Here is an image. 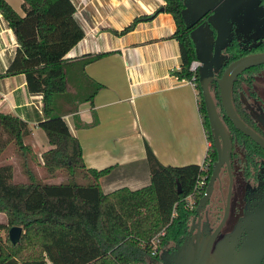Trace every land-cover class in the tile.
<instances>
[{
    "label": "trees",
    "instance_id": "trees-1",
    "mask_svg": "<svg viewBox=\"0 0 264 264\" xmlns=\"http://www.w3.org/2000/svg\"><path fill=\"white\" fill-rule=\"evenodd\" d=\"M182 6L183 0H164L162 10L170 13L175 23L172 36L177 41L180 64L173 73L189 78L188 64L195 56L188 35L190 26L181 18ZM20 8L21 14L0 0V14L15 40L13 55L0 77L23 73L27 91L40 95L43 118L37 126L49 147L40 152L38 174L31 165L36 154L23 141L30 133L27 123L14 114L0 112V154L6 149L15 153L25 175L23 180H15L12 164L0 162V212L8 225L21 226L15 243L7 234L0 239V264H158V251L181 233L190 216L183 198L192 190L199 164H162L145 145L149 182L136 189L122 186L103 192L98 178L110 166L95 169L84 165L78 139L52 106L55 96L67 93L63 55L83 35L75 6L71 0H21ZM137 20L112 31L123 33ZM101 54L86 57L79 65ZM98 87L93 86L84 99L90 100ZM194 87L209 141L202 161L209 176L215 150L197 78ZM208 88L212 98L215 94L219 99L214 80ZM59 174L66 179L47 180Z\"/></svg>",
    "mask_w": 264,
    "mask_h": 264
},
{
    "label": "crops",
    "instance_id": "crops-1",
    "mask_svg": "<svg viewBox=\"0 0 264 264\" xmlns=\"http://www.w3.org/2000/svg\"><path fill=\"white\" fill-rule=\"evenodd\" d=\"M6 1L22 13L21 0ZM71 1L83 35L63 55L66 77L78 73L99 87L90 100L68 103L60 96L59 113L80 143L84 165L110 166L98 178L101 190L136 189L149 182L145 145L162 164L202 163L209 142L194 85L173 73L180 58L172 36L174 20L161 9L164 0ZM136 17L125 32L112 31L121 30ZM14 48L12 31L0 14V73ZM97 53L102 54L79 65ZM0 112L27 123L30 133L23 141L34 147L32 135H42L37 126L43 118L41 101L39 94L27 91L23 73L0 77ZM48 147L45 140L36 156L40 158Z\"/></svg>",
    "mask_w": 264,
    "mask_h": 264
},
{
    "label": "water",
    "instance_id": "water-1",
    "mask_svg": "<svg viewBox=\"0 0 264 264\" xmlns=\"http://www.w3.org/2000/svg\"><path fill=\"white\" fill-rule=\"evenodd\" d=\"M239 5V0H222L219 2L217 0H183V6L180 9L181 18L186 26H191L199 15L212 10L206 17L207 23H200L192 27L188 31V35L193 44L194 56L200 61V65L197 68V82L209 123L215 159L211 163V171L204 192L198 197L191 210L192 215L188 227V232H191L194 228V233L198 236L204 230V226H207L208 231L206 233L209 237L206 239V246L204 247L205 243H201L200 246L195 247L197 238L189 241L188 247L182 249L184 257L178 258L176 264H207L206 262L209 260H215L216 264H257L264 252V202L258 203L252 210H247L245 205L243 214L234 223L232 229L217 239L210 251L213 237L224 223L228 214L231 185V171L228 162L230 143L226 128L218 115L208 88L210 80L215 79L218 84V97L225 116L240 132L264 150V138L241 120L235 112L230 98V89L234 78L242 70L264 63V52L241 55L228 62L219 77L214 78L213 76V72L217 70L221 61L218 56V50L225 44L229 36L226 17L229 13L238 10ZM213 20L217 31L215 39H212L211 30L208 26V22L212 23ZM217 41H220L221 45L214 47L212 55L211 45L213 42L217 43ZM223 163L226 166L228 176L227 191L223 200L221 217L211 231V225L205 215L204 219L201 220V214L214 182L219 181V168ZM178 187L177 183V191L179 190ZM242 230H245L246 233L242 240L239 241L238 238ZM20 233L21 226L19 225H11L7 229V237L11 243H15L18 240ZM237 244H239V247H236ZM167 252L165 248L160 249L158 258L162 263Z\"/></svg>",
    "mask_w": 264,
    "mask_h": 264
},
{
    "label": "flooded vegetation",
    "instance_id": "flooded-vegetation-1",
    "mask_svg": "<svg viewBox=\"0 0 264 264\" xmlns=\"http://www.w3.org/2000/svg\"><path fill=\"white\" fill-rule=\"evenodd\" d=\"M219 1L222 0H217V2ZM239 1L238 10L229 13L226 17L229 36L225 44L218 50L221 61L217 70L213 72L214 78L220 76L223 68L231 60L248 53L264 52V0ZM211 12L212 10H208L199 15L190 26V29L200 23H207L206 17ZM208 26L211 30L212 39H215L217 31L214 20L212 23L208 22ZM220 45V41L212 43V55L214 47ZM212 80L215 81L218 90L216 80ZM230 98L233 108L241 120L264 138V63L248 67L237 74L231 84ZM213 99L229 138L228 162L231 171V185L228 214L213 237L210 251L214 242L232 229L234 223L243 214L245 205L247 210H252L258 203L264 202V150L229 121L221 108L220 100L215 98V94ZM227 182L226 166L223 163L219 168V181L214 182L201 214V220L204 219L205 215L212 227L211 231L221 217ZM191 215L192 211L181 228V233L163 247L168 252L164 255L165 260L163 263L158 258V264H176L178 258L184 257L182 249H186L189 241L196 238L197 244H195V247L200 246L201 243H205L204 247L206 246V239L209 237L206 233L208 231L206 225L198 236L194 233V228L191 232H188ZM245 233L246 231L242 230L238 238L239 241L242 240ZM236 247H239V244ZM159 252L160 250L158 254ZM206 263L216 264L215 260H209ZM257 264H264V252Z\"/></svg>",
    "mask_w": 264,
    "mask_h": 264
},
{
    "label": "rangeland",
    "instance_id": "rangeland-1",
    "mask_svg": "<svg viewBox=\"0 0 264 264\" xmlns=\"http://www.w3.org/2000/svg\"><path fill=\"white\" fill-rule=\"evenodd\" d=\"M67 68V66H65ZM66 84H67V93L63 96H61V100L68 101V103H75L76 101L86 97L92 90L93 84L89 82L85 77L82 78V76H78V73L76 77L70 78L69 76L66 77ZM60 96H55L53 100V111L54 113H59L62 109V102L60 100ZM41 130V129H40ZM42 131V130H41ZM35 140V146L31 148L33 149V152L36 154L39 150H41L45 144V136L42 131L41 137L39 135H32ZM45 139V140H44ZM25 141L30 142L29 139H26ZM209 142V141H208ZM8 154L6 157H3L4 154ZM39 154L36 156V160L38 161V164H36V160L31 163L32 168L34 171L38 174H40V168L39 165L41 163L40 158L38 157ZM0 162H10L12 164L13 169V178L15 180H23L25 178V175L23 173V167L21 160L17 157L15 153H13L10 149H6L4 153L0 154ZM222 181H223V176ZM66 179V176L59 174L58 176L52 177L47 179L48 181H58V180H64ZM17 225V224H14ZM11 225H8L6 222L5 215L0 212V239H5L7 234V229ZM20 226V225H19Z\"/></svg>",
    "mask_w": 264,
    "mask_h": 264
},
{
    "label": "built area",
    "instance_id": "built-area-1",
    "mask_svg": "<svg viewBox=\"0 0 264 264\" xmlns=\"http://www.w3.org/2000/svg\"><path fill=\"white\" fill-rule=\"evenodd\" d=\"M200 65V61L197 58H192L188 64V70L191 72L189 78H183L194 85V80L197 78V68ZM200 171L196 175L195 181L192 186V190L184 196V201L188 209L192 210L198 197L204 192V188L208 179L207 165L206 163L199 164ZM173 214V213H172Z\"/></svg>",
    "mask_w": 264,
    "mask_h": 264
}]
</instances>
